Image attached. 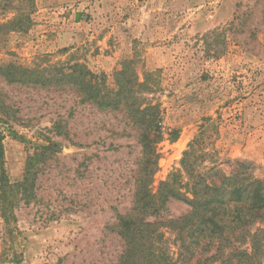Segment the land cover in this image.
<instances>
[{
	"label": "rangeland",
	"instance_id": "374dc122",
	"mask_svg": "<svg viewBox=\"0 0 264 264\" xmlns=\"http://www.w3.org/2000/svg\"><path fill=\"white\" fill-rule=\"evenodd\" d=\"M125 60L158 82L149 97L162 109V139L149 192L181 170L194 143L189 158L200 164L226 173L244 159L264 177V0H0L3 68L77 62L115 88ZM1 103L0 174L10 183L40 145L54 146L33 159L32 197L17 194L13 218L0 217V264H116L122 242L111 227L130 212L144 159L136 130L69 87L0 75ZM166 208V217L189 210L175 199ZM165 237L174 252L172 232Z\"/></svg>",
	"mask_w": 264,
	"mask_h": 264
},
{
	"label": "trees",
	"instance_id": "16d2710c",
	"mask_svg": "<svg viewBox=\"0 0 264 264\" xmlns=\"http://www.w3.org/2000/svg\"><path fill=\"white\" fill-rule=\"evenodd\" d=\"M131 62L125 60L116 72L115 88L77 62L0 66V75L9 83L69 87L82 102L101 111L122 112L125 122L136 130L144 159L135 179L130 212L118 214L111 227L122 242L116 264H264V177L253 173L250 161L233 159L229 171L220 172L212 163L200 164L189 158L194 143L184 152L181 170L170 173L155 193L148 191L157 166L156 147L162 139V109L154 97H149L158 89L154 73L144 72L139 79ZM0 108L5 105L1 103ZM60 123L54 122L52 129L68 138L66 126ZM4 137L0 130V159ZM53 146L52 142L40 145L43 150L28 158L21 181L12 184L0 174V217L5 221L7 212L13 218L16 201L12 198L19 193L24 199L32 197L36 174L33 159L43 158ZM170 199L185 203L187 213L166 217ZM166 229L172 232L174 252L166 246Z\"/></svg>",
	"mask_w": 264,
	"mask_h": 264
}]
</instances>
